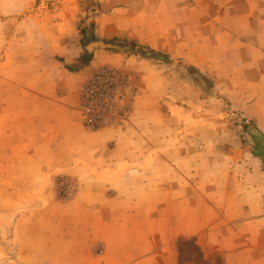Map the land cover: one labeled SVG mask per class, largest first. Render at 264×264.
Listing matches in <instances>:
<instances>
[{
  "label": "rangeland",
  "instance_id": "374dc122",
  "mask_svg": "<svg viewBox=\"0 0 264 264\" xmlns=\"http://www.w3.org/2000/svg\"><path fill=\"white\" fill-rule=\"evenodd\" d=\"M154 255L264 264V0H0V264Z\"/></svg>",
  "mask_w": 264,
  "mask_h": 264
},
{
  "label": "crops",
  "instance_id": "0c3cea01",
  "mask_svg": "<svg viewBox=\"0 0 264 264\" xmlns=\"http://www.w3.org/2000/svg\"><path fill=\"white\" fill-rule=\"evenodd\" d=\"M58 108H62L64 106H57ZM67 110V108H66ZM63 110V113H67V111ZM72 113V117L68 118V116L64 115L61 116L60 114H56L55 115V119L53 118V116H51L49 118V116L47 117H43L42 118V123L44 125H47V123L51 122L52 125H50L52 127L51 130L55 131V135H59L60 138V143L63 139H65L66 137L71 139L73 142L72 144L74 145V152L73 153H68L69 155H86V150H87V146H86V139L89 137L88 132L82 127V121L80 119V117L77 115V113L75 112H71ZM66 164L74 165L73 161H67L64 162ZM107 185V184H106ZM107 241L105 246L107 247L109 244V237L106 236ZM111 243V242H110ZM115 246H113L114 248H116L117 250H121L119 248H121V246L118 245V242H115ZM130 251V247H127ZM165 256H162V258L159 260L156 258V255L154 256H150L146 259H139L137 260L134 264H138V263H142V264H151L152 260L154 259V264H163L164 262V258ZM136 258V257H135ZM166 264V263H165Z\"/></svg>",
  "mask_w": 264,
  "mask_h": 264
},
{
  "label": "trees",
  "instance_id": "16d2710c",
  "mask_svg": "<svg viewBox=\"0 0 264 264\" xmlns=\"http://www.w3.org/2000/svg\"><path fill=\"white\" fill-rule=\"evenodd\" d=\"M100 45L102 46L103 44H102V42L100 43ZM104 46V45H103ZM85 48V50L87 51V50H89V48H87V47H84Z\"/></svg>",
  "mask_w": 264,
  "mask_h": 264
},
{
  "label": "built area",
  "instance_id": "2783aa9c",
  "mask_svg": "<svg viewBox=\"0 0 264 264\" xmlns=\"http://www.w3.org/2000/svg\"><path fill=\"white\" fill-rule=\"evenodd\" d=\"M94 121H95V122L97 121V117H96V118H94Z\"/></svg>",
  "mask_w": 264,
  "mask_h": 264
}]
</instances>
